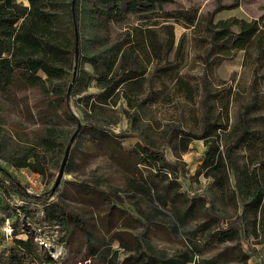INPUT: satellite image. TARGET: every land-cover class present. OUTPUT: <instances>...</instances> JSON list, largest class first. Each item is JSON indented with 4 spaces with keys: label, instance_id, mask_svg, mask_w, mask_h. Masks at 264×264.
I'll return each mask as SVG.
<instances>
[{
    "label": "rangeland",
    "instance_id": "obj_1",
    "mask_svg": "<svg viewBox=\"0 0 264 264\" xmlns=\"http://www.w3.org/2000/svg\"><path fill=\"white\" fill-rule=\"evenodd\" d=\"M233 1L221 0V5H230ZM16 2L27 5L26 0ZM79 4L81 8L88 7L92 5V0H79ZM216 6L217 0H174L164 10H197L203 18ZM263 15L264 0H253L240 2L236 8L218 12L215 21L230 17L250 21ZM201 22L197 28H186L182 22L165 21L154 16L146 20L130 15L124 23L111 25L108 34L89 25L85 18L79 17L75 26L82 54L84 57L96 56L101 60L100 64L103 63L102 59L108 58L110 48L124 46L126 33H135V28L145 34L143 44L147 54L144 56L136 50L137 54L131 53L130 59L127 55L126 60L122 58L117 62L108 77L109 81L137 78L141 83L138 91H129L128 82H120L110 91L105 85L109 82L107 80L99 86L93 67L83 62L81 68L85 71L84 79L79 84L68 85L71 112L82 125L88 123L108 133H128L133 136L118 142L124 149H131L138 139L151 147L161 148L169 161L183 168L182 173L166 172L165 179L159 176L160 173L156 175V168H149L144 163L136 164L132 159L127 160L118 155L116 146H111L110 142L78 128L59 112L51 113L37 87L13 88L9 96L2 97L0 165L22 179L21 183L26 188L27 180L16 169V163L25 160L30 168L26 169L29 174L33 173L31 169H39L38 177L29 175L32 181L29 195H43L53 188L66 147L75 135L60 182L58 203L79 219L97 222L100 227L91 230L94 240L85 245V236L77 230L70 231L75 232L71 236L68 233L63 236L55 228L43 223H30L24 212L32 216L33 207L17 208L12 204L16 200L11 196L0 209V218L5 219L8 228L13 225L18 238L25 239L27 232L33 231L39 247L52 259H57L63 253L59 242L66 240L68 248L60 261L64 264H81V259L88 252H93L92 246L96 240L100 242V254L106 253L107 257L121 260L132 255L125 247L141 233L146 234L144 242L161 256L158 258L172 259L177 264H237L238 258L245 254L250 255L248 263H258L259 257H264V246L259 244V238L252 235V217L246 220L247 239L224 243L205 241L216 228L217 219L205 215L194 220L178 219L177 210L183 198H199L204 207L212 208V216L218 217L224 225L241 212L239 199L230 190L233 187L231 172L227 170L230 186L226 193L212 191L213 179L206 176L205 172L199 173L205 152L204 142L190 141L185 152L180 144L183 135L179 131L200 133L204 116L209 122H222L224 114L219 101L230 95L228 123L223 133L218 135L219 150L224 157L226 148L238 135L240 109L251 97L253 58L243 64V53L239 52L233 58L212 67L207 77L211 96L204 105L201 55L205 48L206 33L205 24ZM63 24L65 26L67 22L63 21ZM170 32L173 33L174 43L168 48ZM133 42L134 39L130 37V45ZM142 71L144 74L141 76ZM67 80L68 77L65 82ZM181 82L187 83L188 92L180 90ZM250 115L261 117L264 110L258 109ZM253 125L258 129L255 123ZM45 137H49L48 140ZM250 155L245 146L232 152L235 164L242 167L250 166ZM256 156L260 160L264 159L260 149ZM169 181L179 183L176 191L182 196L173 206L166 207L159 202L158 195ZM114 205L124 213L113 214L108 222H100L104 213ZM49 206L51 204L47 209ZM131 215L146 222L148 230L144 231L143 224ZM10 242V239L6 241Z\"/></svg>",
    "mask_w": 264,
    "mask_h": 264
},
{
    "label": "trees",
    "instance_id": "obj_2",
    "mask_svg": "<svg viewBox=\"0 0 264 264\" xmlns=\"http://www.w3.org/2000/svg\"><path fill=\"white\" fill-rule=\"evenodd\" d=\"M26 1L27 5L24 6L18 4L16 0H0V110L2 109V97L9 96L13 88L37 87L51 113L59 112L67 116L78 128L86 129L90 134L110 142L111 146H116L115 150L118 151V155L128 158L127 160L132 159L136 164L144 163L149 168H156V175L160 173L159 176L165 179L167 178L166 172L179 171L182 173L183 168L169 161L161 148L151 147L144 140L138 139L131 149H124L118 142L133 138V136L128 133H108L101 127L88 123L82 125L71 112L68 85L70 83L79 84L84 79L85 71L81 68L83 62L93 67L95 80L99 86H102V81H109L108 77L122 58L125 59L128 55L130 59L131 53L137 54L136 50L144 56L147 54L143 44L145 34L135 28V33L131 35L126 33L127 39L123 47L117 45L109 49L108 58L102 59L103 63L100 64L101 60L96 56L84 57L80 44L77 43L76 46L75 28L79 17L87 19L89 25L107 34L110 32L111 25L124 23L130 15L140 16L146 20L154 16L163 18L165 21L182 22L186 28H197L203 21L206 33L205 48L201 55L204 105L211 96L207 77L214 65L233 58L239 52L243 53V64L253 58L251 97L249 102L240 109L238 135L234 142L226 148L224 157L219 150L218 135L223 133L222 130L226 129L228 123L230 95L219 101L224 114L222 122L219 120L209 122L207 116H204L200 133L179 131L183 135L180 141L183 152L187 150V144L192 140L204 142L205 152L199 173L205 172L206 176L213 179L212 191L225 194L230 186L227 170L231 172L233 187L230 190L237 195L241 212L224 225L218 217L212 216V208L204 207V203H201L199 198H183L177 215L179 220L184 221L198 219L200 215L217 219L216 228L211 235L205 238L207 243L247 239L246 220L247 217H252V235L259 238V244L264 246V159L260 160L256 156L258 149L264 153V115L261 117L250 115L258 109L264 110V72H262L264 71V15L257 20L250 21L236 17L215 21V15L218 12L236 8L240 2L253 0H234L230 5H221V0H217V6L203 18L198 15L197 10L165 11V6L173 4L174 0H92L91 6L83 8L80 7L79 0ZM63 21L67 22V25L64 26ZM130 37L134 39L131 45ZM173 43V33L170 32L168 48H171ZM142 72L141 76L144 74V71ZM67 77L68 80L65 82ZM136 81L137 78H120L109 81L105 85L110 91L116 88L118 83L128 82L129 91L130 89L138 91L141 89V83ZM130 82L133 83L130 84ZM179 84L182 92H188L187 83ZM148 96L150 98V95ZM253 123L258 126V129L254 128ZM48 138L45 137V140ZM240 146H245L251 153L249 162L252 167L235 164L232 152ZM27 168L29 165L25 160L16 163L18 171ZM31 171L39 176V169L33 168ZM21 182L18 176L0 165V209L12 196L13 200H16L12 202L15 207L26 208L29 205L33 207L32 216L24 212L30 223H43L50 228H55L63 236L65 233L71 236L75 232L70 233V231L77 230L85 236V245L91 244L94 240L91 230L94 231L100 227L97 222L83 221L61 207L62 204L58 203L61 184L56 189L52 188L43 195L35 196L27 194L26 187ZM178 186L179 183L169 181L158 195L159 202L166 207L173 206L175 201L182 196L176 191ZM49 204L51 206L47 209ZM119 212L124 213L120 207L114 205L104 213L103 219L99 218V221L108 222L113 214ZM131 216L139 220L134 215ZM139 221L143 224L144 231H147V223ZM4 223L5 219L0 218V228ZM10 229L11 233L8 238L0 230V264H64L60 261L68 248L66 240L62 239L59 242L60 247L64 249L63 253L57 259H52L43 248L39 247L33 231L28 229L23 239L17 237L13 225ZM145 235L141 233L134 237L127 247L122 244L132 255L125 256L121 260L118 257H107L106 253L101 252L100 254V242L96 240L92 246L93 252H88V255L81 259V264H177L172 259L158 258L161 256L144 242ZM9 239L11 242L6 243ZM97 254L100 255L96 257ZM182 257L186 256L182 255ZM249 257V254L239 257L237 264H264V257H259L258 263H248Z\"/></svg>",
    "mask_w": 264,
    "mask_h": 264
},
{
    "label": "water",
    "instance_id": "obj_3",
    "mask_svg": "<svg viewBox=\"0 0 264 264\" xmlns=\"http://www.w3.org/2000/svg\"><path fill=\"white\" fill-rule=\"evenodd\" d=\"M76 46H77V38H76ZM74 138H75V135H73L71 137V139H70V141H69V143H68V145L66 147L65 154H64L61 166L59 168V172H58V175L56 177V181H55V184L53 186V189H56L58 187V185L60 184V182H61V179H62V176H63V172H64V168H65V165L67 163L69 151H70V148H71V144L74 141Z\"/></svg>",
    "mask_w": 264,
    "mask_h": 264
},
{
    "label": "built area",
    "instance_id": "obj_4",
    "mask_svg": "<svg viewBox=\"0 0 264 264\" xmlns=\"http://www.w3.org/2000/svg\"><path fill=\"white\" fill-rule=\"evenodd\" d=\"M25 170V171H24ZM21 173L24 175V177L26 178L27 181L26 184L28 185L27 188H25V192H27V194H31V187H32V181H30V178H29V175L33 176V177H38L36 174H33V173H27L26 169H22L20 170ZM22 180V179H21ZM33 180V179H31ZM28 182V183H27ZM1 232L8 238L10 236V233H11V229L10 227L8 228L6 226V223H4V225L0 228ZM37 237L35 238V241H36ZM37 242V241H36Z\"/></svg>",
    "mask_w": 264,
    "mask_h": 264
}]
</instances>
